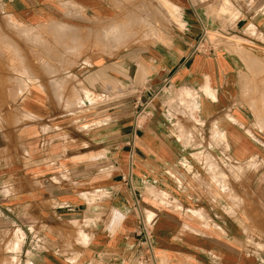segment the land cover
<instances>
[{
	"label": "crops",
	"instance_id": "0c3cea01",
	"mask_svg": "<svg viewBox=\"0 0 264 264\" xmlns=\"http://www.w3.org/2000/svg\"><path fill=\"white\" fill-rule=\"evenodd\" d=\"M166 1L176 18L161 0H0V29L70 43L134 3L163 14L114 57L55 46L69 86L0 103V264H264V0Z\"/></svg>",
	"mask_w": 264,
	"mask_h": 264
},
{
	"label": "rangeland",
	"instance_id": "374dc122",
	"mask_svg": "<svg viewBox=\"0 0 264 264\" xmlns=\"http://www.w3.org/2000/svg\"><path fill=\"white\" fill-rule=\"evenodd\" d=\"M161 5L163 7L162 2ZM162 15L160 11L144 9V5L134 3L130 8L120 9L114 18L101 22L99 27L79 32L78 38H81V42L72 43L65 37L73 35L69 30L54 34L46 31L45 28L25 27L18 24L9 25L7 30L0 29V103L6 100L14 101L17 98L21 100L25 96L36 97L47 80L52 84L51 86L57 81L56 86L63 88L64 82L60 81L63 77L66 78L62 79L66 81L65 86H69L73 76L56 75L52 67L47 68L52 62L44 58V53L52 51L55 46L60 47L63 52L71 50L82 55L99 54L114 57L123 49L139 44L144 36L155 33L156 27L159 28V25L155 26V24H159ZM120 24L126 26L123 27L121 40L111 41L109 35L111 29ZM213 36L214 34L211 33V37ZM45 40H56V42H44ZM85 61L90 60L85 58Z\"/></svg>",
	"mask_w": 264,
	"mask_h": 264
},
{
	"label": "built area",
	"instance_id": "2783aa9c",
	"mask_svg": "<svg viewBox=\"0 0 264 264\" xmlns=\"http://www.w3.org/2000/svg\"><path fill=\"white\" fill-rule=\"evenodd\" d=\"M203 40L199 41V44H197L194 48V51L196 50H201L199 49V47L203 46L202 45ZM154 97L149 98L148 100L144 101V102H140L139 100H137L135 108H136V112H135V116H136V125L141 127L142 126V120L146 119L150 113L148 111V107L151 104V102L153 101ZM143 232L145 233L147 239L149 238V232L147 230V228L145 226H143Z\"/></svg>",
	"mask_w": 264,
	"mask_h": 264
},
{
	"label": "bare ground",
	"instance_id": "6f19581e",
	"mask_svg": "<svg viewBox=\"0 0 264 264\" xmlns=\"http://www.w3.org/2000/svg\"><path fill=\"white\" fill-rule=\"evenodd\" d=\"M161 2H162V4H163V7H168L167 8V11L168 12H170L173 16L175 15V12H174V8L175 7H173V5H171L169 2H167L166 0H161ZM223 2H224V0H223ZM225 2H226V0H225ZM170 10V11H169ZM176 18V17H175ZM62 26V25H61ZM58 27V26H57ZM57 27H56V29L55 30H57V31H59L58 29H57ZM126 28V26L125 25H122V24H120L119 26H117L116 28L114 27L113 29H111V31H110V33H109V35H110V39H111V41H119V40H121V35H122V33H123V31H124V28ZM50 29V28H49ZM49 29H47V30H49ZM70 28H65V27H63L62 26V28H60V31H65L66 32V30H69ZM72 29V28H71ZM78 29V28H77ZM76 30V29H75ZM106 30V29H105ZM50 31V30H49ZM73 31V30H72ZM77 31V30H76ZM53 32V31H52ZM56 32V31H55ZM64 32V33H65ZM75 32V31H74ZM73 32V34H74V36H75V33ZM105 32V31H104ZM72 33V32H71ZM54 34H56V33H54ZM67 35H69V33L67 34ZM70 37V36H69ZM72 38H73V36H72ZM123 38V37H122ZM73 39H75V37L73 38ZM115 43V42H114ZM116 44V43H115ZM114 44V45H115Z\"/></svg>",
	"mask_w": 264,
	"mask_h": 264
}]
</instances>
